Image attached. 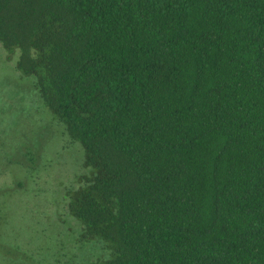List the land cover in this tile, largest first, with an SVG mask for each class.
<instances>
[{
  "label": "trees",
  "instance_id": "obj_1",
  "mask_svg": "<svg viewBox=\"0 0 264 264\" xmlns=\"http://www.w3.org/2000/svg\"><path fill=\"white\" fill-rule=\"evenodd\" d=\"M0 43L84 149L92 264H264V0H0Z\"/></svg>",
  "mask_w": 264,
  "mask_h": 264
},
{
  "label": "rangeland",
  "instance_id": "obj_2",
  "mask_svg": "<svg viewBox=\"0 0 264 264\" xmlns=\"http://www.w3.org/2000/svg\"><path fill=\"white\" fill-rule=\"evenodd\" d=\"M0 43V264H92L110 258L102 242H81L68 210L80 186L84 149L43 104L35 78Z\"/></svg>",
  "mask_w": 264,
  "mask_h": 264
}]
</instances>
